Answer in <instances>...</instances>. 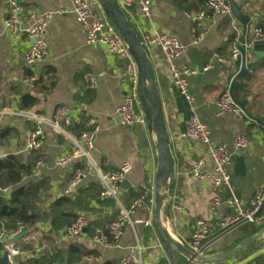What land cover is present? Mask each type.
<instances>
[{
    "label": "crops",
    "instance_id": "obj_1",
    "mask_svg": "<svg viewBox=\"0 0 264 264\" xmlns=\"http://www.w3.org/2000/svg\"><path fill=\"white\" fill-rule=\"evenodd\" d=\"M123 1L93 0L95 10L114 25L115 20L106 6L118 4L142 45L143 34L152 28L177 37L185 44L186 50L176 64L197 71L188 77L194 97L191 103L173 84L162 51L154 46L145 49L150 61L148 69H153L151 80L128 37L118 30L131 45L140 72L137 111L144 122L133 126L122 124L116 113L129 85L127 78L123 77L126 64L123 59L111 54L104 45L88 44L84 28L71 12L56 16L49 23L46 32L49 55L35 66H29L25 55L31 41L22 31L13 33L6 29L4 22L10 7L7 0H0V109L12 112L1 121L0 129H6L8 137L0 145V153L4 150L0 157L8 154L29 157L33 154L25 153L24 149L27 133L37 121L17 115V112L51 121L57 109L66 106L72 124L65 130L72 138H79L85 131L99 129L91 162L76 161L59 167L57 159L73 149V141L48 124H42L45 138L39 155L44 167L40 178L49 184L50 198L44 207L64 195L74 170L80 167L87 176L71 196L84 201V209L79 214L91 220L84 234L75 239L64 237L65 228L53 231L49 222H38L36 226L43 228L44 239L50 240L52 245L51 258H55L57 263L68 258L71 255L69 247L74 244L85 251L78 264H88L83 258L90 254L101 258L100 262L92 264H123L122 260L131 252L136 253L137 264H264V233L241 247L252 237H249L251 228L248 225H258L259 217L223 235L216 226L213 237L217 238L209 244L204 257H217L236 250L229 256L201 262L191 259L187 251V243L198 219L212 218L216 222L224 214L234 212V207L228 204L230 200L238 199L246 205L264 187V53L262 56L248 53L250 76L241 79L242 88L233 92L236 99L247 102V114L243 111L241 114H219L217 105L241 68V58L238 63L232 55L234 40L238 36L233 22L241 30V40L244 37L252 40V30L264 26V0H236L242 1V11L251 18L246 35V28L234 16L208 13V17L201 21H191L187 13L208 11L207 4L194 9V0H154L151 18L142 15L138 4L125 9ZM20 5L22 15L26 16L30 11L44 13L72 8L73 0H22ZM197 39L198 43H194ZM218 56L226 62L219 61ZM208 64L213 66L205 71ZM88 74L96 80L95 88L89 87ZM27 94L33 96L35 102L30 107H23L22 97ZM154 105L161 110L169 140L166 164L173 167L167 181L160 183L159 212L155 181L159 171L160 145L153 123L158 120L159 113ZM193 115H197L209 129L216 144H226L229 149L227 170L230 181L217 190L190 175L193 164L206 149L204 143L187 133ZM250 116L259 118L261 122ZM239 134L249 137L246 149L234 148L233 140ZM124 161L132 164L126 178L127 187L121 185L117 199L102 196L104 185L94 166L103 172L114 171ZM34 179L38 178L29 176L25 183ZM98 187L102 188L101 191ZM148 188L149 200L133 208ZM215 194L222 204L213 211L211 199ZM122 216L126 222L116 246H105L95 241L98 232L108 233L110 224ZM147 219L151 221L149 226L137 223ZM234 233L237 234L230 237ZM42 257L44 254L38 259Z\"/></svg>",
    "mask_w": 264,
    "mask_h": 264
},
{
    "label": "built area",
    "instance_id": "obj_2",
    "mask_svg": "<svg viewBox=\"0 0 264 264\" xmlns=\"http://www.w3.org/2000/svg\"><path fill=\"white\" fill-rule=\"evenodd\" d=\"M10 7L5 18V27L8 31L16 33L22 31L26 33L31 46L25 55V62L29 66H35L44 61L49 55V45L47 42L46 32L49 23L56 16H63L68 13H74L86 32V42L88 44H100L107 47L108 51L123 59L126 64L123 71V77L127 78L129 85L125 94L123 103L117 108V116L122 124L133 126L137 123L144 122V118L138 114L137 104L140 90V72L137 61L134 57L133 50L129 42L118 31L112 21L102 16L94 8L93 0H73L72 8H59L53 11L37 13L30 11L26 16L22 15L19 0H7ZM154 0H124L122 6L126 9L138 4L142 15L145 18L152 16V4ZM207 9L200 11H191L187 13L188 18L193 21H201L208 17V13L214 16L233 17L232 8L229 0H207ZM25 26V27H23ZM234 29L238 36L234 40L232 55L233 58H241L239 47L241 45L249 46L255 40H264V31L256 28L253 31V39L248 40L244 37L241 40V30L233 22ZM199 39L194 43H198ZM158 47L165 55L169 73L173 84L179 89L180 93L191 103L194 101L193 94L190 90L188 77L196 74L197 71L188 66H178L176 60L185 52L186 46L177 37L169 35L159 29L152 28L143 34V48ZM221 62H226L223 58L217 57ZM213 64H208L204 70H209ZM89 87L95 88L97 82L91 74L87 76ZM219 114L235 112L241 114L242 110L234 103L230 92V87L222 94L218 103ZM12 113L7 109H0V125L2 119ZM17 115H23L37 121L34 128L27 133L26 146L24 152L32 154L40 151L43 147L45 133L42 124H48L57 132L65 134L73 141V149L62 154L57 159V166L63 167L76 161H90L91 152L95 147L98 128L83 132L79 138H72L65 130V127L72 124L69 109L61 106L57 109L51 121L38 119L37 117L23 112H17ZM188 135L205 144V152L193 164L190 175L200 181L206 182L214 190L228 185L230 175L227 170L229 162V149L226 144H216L211 137L209 129L199 119L193 115L189 121ZM249 137L245 134L235 136L233 140L234 148L238 150L246 149L249 146ZM94 166V164H93ZM44 167V162L38 160L34 166L32 177L39 178ZM99 179L104 185L102 196H113L118 198V192L124 180L132 170V164L124 161L117 170L103 172L94 166ZM87 172L78 167L74 170L73 176L67 186L64 194L71 195L86 178ZM8 188H1L0 192H6ZM153 189V188H151ZM149 200V188L134 203L133 208L139 206L142 202ZM222 204L220 197L215 194L211 199V209L215 211ZM228 204L234 207V212L224 214L218 221L212 218H200L196 221L194 231L187 243L189 250L193 253L191 259L199 261L204 257L205 250L209 244L217 237H213V232L219 227L220 233L226 234L245 222H253L257 214L264 205V187L256 192L248 204H243L238 199H232ZM128 216V215H127ZM90 218L80 214L73 223L63 230V235L68 239H75L84 234L85 229L90 224ZM126 222L124 216L119 217L109 226L108 233L98 232L94 239L105 246H116L123 232V226ZM137 223H143L149 226L151 221L139 220ZM27 232V235L16 242L13 238ZM49 248V244L44 239L43 228L40 226H29L24 222H18L15 227L8 228L5 225L0 226V252L3 254L7 251L13 261V264H26L29 260L38 259ZM139 249V248H138ZM140 250V249H139ZM84 262L92 264L100 262L98 255H85ZM123 264H137L135 252H131L122 260ZM30 264H58L57 262H39Z\"/></svg>",
    "mask_w": 264,
    "mask_h": 264
},
{
    "label": "trees",
    "instance_id": "obj_3",
    "mask_svg": "<svg viewBox=\"0 0 264 264\" xmlns=\"http://www.w3.org/2000/svg\"><path fill=\"white\" fill-rule=\"evenodd\" d=\"M206 4L207 0H194L192 6L196 9L198 5ZM261 29L264 31V26H261ZM239 61L240 59H238V63ZM34 102L35 98L30 94L22 97L23 107H30ZM7 137L8 131L0 129L1 146ZM40 151L34 152L29 157H25L23 154H8L5 157H0V187L11 189L9 193L0 192V226L5 225L8 228H13L18 222L35 226L38 222L47 221L53 231L62 230L73 223L84 209L83 200L74 199L73 196L64 194L60 198L50 201L44 211L41 210L39 205H45V202L44 198L40 197L43 195L47 182L39 177L25 183V178L32 175L35 164L40 160ZM101 189L98 187L99 191ZM257 217L260 218V223L258 225L252 224L249 237L264 230V205ZM46 241L50 248L43 253L44 257L29 260L26 264L57 261L55 258H51L52 245L50 240L47 239ZM69 252L71 255L66 259L63 258L64 264H78L79 257L85 251L73 244L69 247Z\"/></svg>",
    "mask_w": 264,
    "mask_h": 264
},
{
    "label": "water",
    "instance_id": "obj_4",
    "mask_svg": "<svg viewBox=\"0 0 264 264\" xmlns=\"http://www.w3.org/2000/svg\"><path fill=\"white\" fill-rule=\"evenodd\" d=\"M229 1L231 4L233 16L246 28L245 29V31H246L245 35H246L247 34V27L250 24L251 18L242 11V1H236V0H229ZM19 3H22V0H19ZM106 9L111 13L112 17L114 18L115 25L118 28V30L120 32L124 33L128 37V40L130 41L131 45L139 54L144 68L148 71L149 78L152 80L153 79V69L152 68L148 69V66H150V61L146 56L143 45L139 42V40L135 34L134 27L128 22L125 14L120 10V7L118 4H114L113 6L107 5ZM23 27H25V26H23ZM252 31H254V30H252ZM239 50L241 53V68H240L239 72L234 76V78L230 84V92H231V95L233 97L234 103L244 113L247 114V110H246L247 102L245 100L236 99L233 92H234V90L242 88V84L240 83L241 79H245V78L250 76V70H249V67L247 66V55H248V53H250L252 55L262 56L263 55L262 53H264V40H255L249 45V47L243 44L239 47ZM154 106L159 113L158 120L153 122L154 125L156 126V129H157V133H158V137H159V145H160L159 171H158L156 181H155V192L157 195V206H158V212H159L160 205H161L160 183L162 181L163 182L167 181L168 177L170 176V174L173 171V167L171 165L167 166V164H166L167 154H168V150H169V140H168L166 133H165V130H164L161 110H160L158 105H154ZM250 118L257 121V122H261V120L259 118H256L253 116H250ZM3 155H4V150H2L0 153V156H3ZM127 185H128V180H124L122 183V186L127 187ZM10 191H11V189L8 188L6 192L9 193ZM263 233H264V230L260 231L256 235L245 240L241 244V247L246 246L250 241L260 237L261 235H263ZM26 235H27V232H22L20 235L13 238V242L18 241L19 239L25 237ZM187 251H188L189 255H192V257H193V253L190 250H187ZM233 251H236V250L229 251V252L224 253V254L217 256V257H202V258H199V261H201V262L216 261L222 257L229 256L230 254L233 253ZM0 264H13V261H12L10 255L7 251H5L3 254H1V252H0Z\"/></svg>",
    "mask_w": 264,
    "mask_h": 264
},
{
    "label": "rangeland",
    "instance_id": "obj_5",
    "mask_svg": "<svg viewBox=\"0 0 264 264\" xmlns=\"http://www.w3.org/2000/svg\"><path fill=\"white\" fill-rule=\"evenodd\" d=\"M40 198H44V202L45 203H47L48 201H49V184L48 183H46V186L44 187V192H43V195L40 197ZM40 206V208H41V210L42 211H44V209H45V207H44V205H39ZM251 224H249L248 225V227L249 228H251ZM251 230V229H250ZM249 230V231H250ZM249 234L251 233V232H248ZM237 233H234L233 235H231L230 237H233L234 235H236ZM238 236V235H237ZM264 240V239H263ZM229 242H232V240L231 241H229ZM255 243V242H254ZM263 243H264V241H263ZM256 245H258V244H256ZM229 247V246H228ZM232 247V246H231ZM254 248H255V246H254ZM58 263L59 264H64V261L62 260V261H58Z\"/></svg>",
    "mask_w": 264,
    "mask_h": 264
}]
</instances>
